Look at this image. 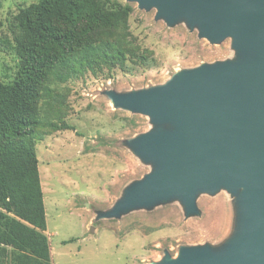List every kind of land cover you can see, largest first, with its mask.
I'll use <instances>...</instances> for the list:
<instances>
[{
  "label": "rangeland",
  "instance_id": "1",
  "mask_svg": "<svg viewBox=\"0 0 264 264\" xmlns=\"http://www.w3.org/2000/svg\"><path fill=\"white\" fill-rule=\"evenodd\" d=\"M75 2L61 15L45 12L43 24L30 12V30L24 11L41 0H0V81L13 84L34 54L41 61L45 122L37 127L36 150L53 264H166L202 250L230 256L253 235L242 186L198 184L193 205L179 191L122 203L165 168L161 157L144 150L146 136L180 127L127 99L204 67L258 63L255 46L239 47L233 35L212 39L188 14L172 19L139 0ZM120 5L132 8L128 18L114 15ZM100 42L123 55L111 63L74 59Z\"/></svg>",
  "mask_w": 264,
  "mask_h": 264
},
{
  "label": "water",
  "instance_id": "2",
  "mask_svg": "<svg viewBox=\"0 0 264 264\" xmlns=\"http://www.w3.org/2000/svg\"><path fill=\"white\" fill-rule=\"evenodd\" d=\"M175 19L201 21L212 39L233 35L236 45H254L258 63L204 67L170 86L127 103L180 123L175 131L148 135L143 147L165 161L122 203L145 202L179 191L194 204L195 189L224 183L242 186L249 199L253 235L230 256L208 250L185 252L166 264H264V0H139Z\"/></svg>",
  "mask_w": 264,
  "mask_h": 264
},
{
  "label": "trees",
  "instance_id": "3",
  "mask_svg": "<svg viewBox=\"0 0 264 264\" xmlns=\"http://www.w3.org/2000/svg\"><path fill=\"white\" fill-rule=\"evenodd\" d=\"M74 8L75 0H41L34 11L24 14L36 13L43 24L45 12L54 9L61 15ZM131 11L120 5L114 15L128 18ZM25 24L31 30L35 20L28 16ZM26 41V36L20 38V45L25 47ZM122 55L120 48L100 42L84 47L74 59L111 63ZM33 57L13 84L0 81V264H53L36 150V142L42 138L37 127L45 122L40 116L43 79L41 61L36 54Z\"/></svg>",
  "mask_w": 264,
  "mask_h": 264
}]
</instances>
